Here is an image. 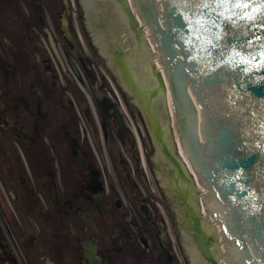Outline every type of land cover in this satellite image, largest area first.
Returning <instances> with one entry per match:
<instances>
[{
    "label": "flooded vegetation",
    "instance_id": "af4514ba",
    "mask_svg": "<svg viewBox=\"0 0 264 264\" xmlns=\"http://www.w3.org/2000/svg\"><path fill=\"white\" fill-rule=\"evenodd\" d=\"M57 1L0 0V264H88L89 241L101 264H192L167 131L128 121Z\"/></svg>",
    "mask_w": 264,
    "mask_h": 264
},
{
    "label": "water",
    "instance_id": "95a60500",
    "mask_svg": "<svg viewBox=\"0 0 264 264\" xmlns=\"http://www.w3.org/2000/svg\"><path fill=\"white\" fill-rule=\"evenodd\" d=\"M133 1L143 4L150 19L157 11L165 25L169 26L168 29L163 28L160 21L154 18L159 40L176 64L180 65L182 60L172 41L183 43L184 50L195 53L202 72L195 71L198 80L191 72L192 93L196 99L205 97L202 99L205 112L198 104L196 120L199 134L205 142L201 151L210 157V163L219 173L215 177L208 165L202 164V168L216 186L211 187L206 176L197 169L212 204L221 215V230L232 245L236 264H251L246 256L250 253H257L259 257L256 260L264 264V66H261L259 56L248 64L239 63L240 58L233 56V50L242 54L258 52L264 44V27L238 16L228 21L217 19L215 12L200 9L191 3L186 5L184 0ZM201 12L208 18L203 28L195 23L196 20H205ZM212 20L217 26L212 25ZM225 29L229 35H226ZM249 41L251 46L247 47L246 42ZM157 55H167L159 44ZM244 58L248 57L245 55ZM190 61L195 65L191 56ZM172 67L175 72L173 61ZM178 106L188 122L191 108L183 99ZM186 137L188 139V134ZM254 186L256 193H252L253 198L245 202L246 206L235 205L237 198H242L249 187ZM236 211L242 214L243 222L235 219ZM233 212L235 215H232ZM233 222L239 232L251 240L249 251L240 248ZM87 256L90 264H97L94 249L87 248Z\"/></svg>",
    "mask_w": 264,
    "mask_h": 264
},
{
    "label": "bare ground",
    "instance_id": "6f19581e",
    "mask_svg": "<svg viewBox=\"0 0 264 264\" xmlns=\"http://www.w3.org/2000/svg\"><path fill=\"white\" fill-rule=\"evenodd\" d=\"M96 1L97 0H84L85 6L88 10V16L90 23L93 24V21L96 19L98 12L96 11ZM131 4H133V0H129ZM109 7V14L108 19L106 20L107 24V30L111 31L110 34L112 36H117L118 31L120 30L122 25H125L128 27V16L126 13V10L121 6V3L115 1V0H108V6ZM133 9H135L133 4ZM136 7L139 11V17L140 22L142 24H145V37L143 41L141 42L139 46V42L136 39L134 32L128 28V33L132 39H133V45L131 47L127 46L128 53L135 51L131 57H128V63L130 65V68L134 75L136 76L138 82L140 83V86L144 88L145 96H148L150 92L156 88L157 84L159 83L158 78L153 73V70L150 66L156 64L158 67V71H161L167 84V93L162 92L158 94L156 97L155 102L160 108L161 111V117L165 120L166 125H169L170 121V113H168V103L170 108H172L173 111V105H172V99L173 96L172 93V87L170 82V75L171 71L170 68H172V62L171 59L167 55H157V34L154 32L153 28L149 23H147L150 18L143 6V4H136ZM148 16V21L145 20L142 16ZM99 38V41L103 43V50L106 54H111V46L104 41L99 35H97ZM139 46V48H138ZM137 49V50H136ZM140 51H139V50ZM124 62V60H122ZM126 84L128 82L124 81ZM129 85V84H128ZM130 86V85H129ZM131 88V87H130ZM173 140L171 139V142ZM177 142L180 147V151L182 155H184V159L186 160V163L190 166L191 170L194 172L195 180L198 184V186L201 188V191L203 192L200 196V202L199 206L202 208L201 213L203 216H205L206 221H210L211 228H216L219 231V244L221 245L220 251L222 252V256H225V259L222 260V264H236L235 257L233 253V248L224 233L221 230V215L217 211V209L214 207V205L211 202V199L208 195V192L205 188V185L202 181V178L200 176V173L194 164L193 160H189L186 157V153L182 147L181 141L179 136H177ZM203 211V212H202ZM215 226H213V225ZM192 248L193 257L195 264H206L205 261H203V257L197 247H195L193 244L190 246Z\"/></svg>",
    "mask_w": 264,
    "mask_h": 264
},
{
    "label": "snow or ice",
    "instance_id": "6c2138e0",
    "mask_svg": "<svg viewBox=\"0 0 264 264\" xmlns=\"http://www.w3.org/2000/svg\"><path fill=\"white\" fill-rule=\"evenodd\" d=\"M185 4H193L203 10H211L216 13L217 19H224L225 21L231 20L233 16H238L240 19L250 22L252 24L259 23L260 27H264V0H184ZM239 10V11H236ZM202 16H205V20H196L195 23L201 28L205 26L206 14L201 12ZM213 26L216 25V21H211ZM231 27V25H228ZM226 35L230 33L225 29ZM256 39H261L257 37ZM246 46L250 47L251 42H246ZM244 47V46H241ZM248 58H244V56ZM233 56L239 57V63L248 64L252 60H255L257 56L261 58V66H264V44L260 46V50L256 53H243L241 51L233 50Z\"/></svg>",
    "mask_w": 264,
    "mask_h": 264
},
{
    "label": "rangeland",
    "instance_id": "374dc122",
    "mask_svg": "<svg viewBox=\"0 0 264 264\" xmlns=\"http://www.w3.org/2000/svg\"><path fill=\"white\" fill-rule=\"evenodd\" d=\"M68 1L69 0H67V3H68ZM56 3L59 4L60 7L63 6V1H61V0H58ZM67 6H68L67 7V13L64 14V18H70L69 17L70 9L71 10L72 9L75 10V7H73V6L71 7L70 5H67ZM72 12L73 11H71V13ZM123 33L126 36L128 35L127 37L125 36V39L129 41L128 42L129 44L127 46L131 47L134 43L131 40V38L129 37V34H127L126 29H123ZM95 42H96V39H95ZM94 59L95 60H93V61L96 63V67L98 69V72L99 73H104L106 75V78H107V76L111 78V82H110V80H109L110 83L108 82L110 91L113 92V90H112V87H113V89H116L119 94L124 93L125 95H128V97L130 98L128 101H126L125 108L126 109L129 108V110H131L129 112V117L133 120L132 113L133 112L137 113L138 110L141 109V107L138 106V99L133 96L134 93H132V91L130 90L128 85L124 82V80L122 78V75L120 73V70L118 69L116 57L115 56L110 57V56H106V55L102 54V52H96L95 56H94ZM128 104H130V105L128 106ZM116 184L118 185V182H116ZM153 189L155 190V187ZM152 193H154V192L152 191ZM185 245H187V244H185ZM187 253H188V249H187ZM225 256H226V254H225ZM225 256H222V252H221L219 260L221 261V260L225 259Z\"/></svg>",
    "mask_w": 264,
    "mask_h": 264
}]
</instances>
